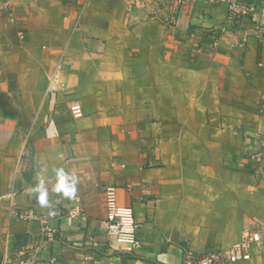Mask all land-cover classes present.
<instances>
[{"label":"crops","instance_id":"1","mask_svg":"<svg viewBox=\"0 0 264 264\" xmlns=\"http://www.w3.org/2000/svg\"><path fill=\"white\" fill-rule=\"evenodd\" d=\"M243 1L231 28L200 0H174L168 24L148 1L0 0V264H184L246 232L251 260L228 264H264V0ZM56 169L73 198L52 192ZM108 186L134 210L132 252L110 248ZM30 209L57 240L16 217Z\"/></svg>","mask_w":264,"mask_h":264},{"label":"built area","instance_id":"2","mask_svg":"<svg viewBox=\"0 0 264 264\" xmlns=\"http://www.w3.org/2000/svg\"><path fill=\"white\" fill-rule=\"evenodd\" d=\"M206 4L217 5L225 4L228 8L227 25L231 28L239 24L241 20L250 17L254 9L245 4L243 0H200ZM194 0H179L180 4H190ZM229 31V30H228ZM234 44L244 46V40L240 35L234 36ZM51 89L56 91L52 84ZM73 116L76 119L83 118V111L79 108L73 110ZM105 207L106 218L103 221L106 235L111 239L110 248L114 251L125 250L132 252L138 245L139 226L136 222L133 208H123L118 205L117 187L108 186L105 189ZM71 218L78 222L82 217L80 209L70 212ZM18 219L40 224L41 245L48 241H55L59 238V232L56 228L47 224L43 217L32 209L16 212ZM259 240L251 233L246 232L241 240L228 250H209L202 255L191 254L185 259L184 264H228L237 262H247L252 258L253 247ZM41 246L35 248L32 258H36L41 251ZM33 262H31L32 264Z\"/></svg>","mask_w":264,"mask_h":264},{"label":"clouds","instance_id":"3","mask_svg":"<svg viewBox=\"0 0 264 264\" xmlns=\"http://www.w3.org/2000/svg\"><path fill=\"white\" fill-rule=\"evenodd\" d=\"M46 169H42L37 174V183L32 189L37 194L38 203L42 207H51L48 200V188L44 180V172ZM56 183L52 187V192L61 195L64 198H73L76 194L77 178L73 175L66 173L63 169H56L55 171Z\"/></svg>","mask_w":264,"mask_h":264},{"label":"rangeland","instance_id":"4","mask_svg":"<svg viewBox=\"0 0 264 264\" xmlns=\"http://www.w3.org/2000/svg\"><path fill=\"white\" fill-rule=\"evenodd\" d=\"M147 1L149 2V19L161 20L166 24L175 20L177 12L174 0H137L139 4H144ZM247 111L248 110L246 109V113ZM260 114H264V104L261 105Z\"/></svg>","mask_w":264,"mask_h":264}]
</instances>
